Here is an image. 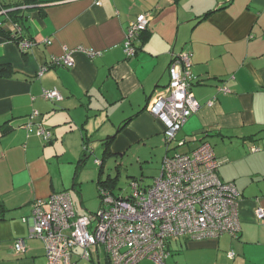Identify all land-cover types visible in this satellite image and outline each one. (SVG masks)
<instances>
[{"label": "crops", "instance_id": "obj_1", "mask_svg": "<svg viewBox=\"0 0 264 264\" xmlns=\"http://www.w3.org/2000/svg\"><path fill=\"white\" fill-rule=\"evenodd\" d=\"M13 3H22L21 31L34 44L23 52L0 36V64L15 71L0 76V264H46L44 244L29 236L31 222L23 218L29 219L36 199L68 191L70 184L77 190L75 213L85 209L78 173L90 149L102 148L103 161L106 155L139 154L158 140L166 145L164 125L148 107L169 82L173 55L183 50L192 53L191 90L199 108L176 138L184 141L183 152L205 141L216 157L226 158L218 174L239 192L241 228L235 238L170 240L164 264H264V219L255 217L264 207V0H0V21L8 29L13 23L7 12L15 7L1 5ZM140 13L149 14L148 28L136 54L126 57L125 31ZM64 47L100 54L89 58L74 50L72 67L39 74ZM53 87L59 101L41 97L42 89ZM34 109L35 121L51 132L47 141L35 134V124L22 127ZM65 163L66 178L57 171ZM106 175L97 173L96 191ZM20 238L25 249L16 253ZM93 249L92 261L107 264L102 249Z\"/></svg>", "mask_w": 264, "mask_h": 264}, {"label": "built area", "instance_id": "obj_2", "mask_svg": "<svg viewBox=\"0 0 264 264\" xmlns=\"http://www.w3.org/2000/svg\"><path fill=\"white\" fill-rule=\"evenodd\" d=\"M149 20V14L140 13L129 22L123 40L126 57L136 54L138 36ZM33 44L24 39L19 47L28 50ZM74 50L89 58L100 54L90 48L64 47V53L52 56L40 67L39 74L59 64L72 66ZM191 57L189 50L173 55L168 66L169 82L148 107L149 113L164 125L166 145L172 141L184 144L176 136L187 118L199 108L191 90L194 78ZM222 90L227 89L222 87ZM41 96L55 101L62 98L55 87L42 89ZM212 103L213 100L208 101L209 105ZM38 114L34 109L22 127L29 129L35 124V134L47 141L51 132L35 121ZM95 161L100 165V160ZM225 161L226 158L216 157L212 146L204 141L189 152L166 153L152 184L143 186L132 179L126 197L101 190L100 207L94 213L76 214L69 192L60 191L36 199L29 219L23 220L31 222L29 236L43 242L46 264H78L73 260L76 248L82 249L79 258L90 264H96L91 257L93 248L102 249L109 264H136L143 259L164 264L169 254L166 239L217 238L223 234L237 237L241 228L239 192L233 182L223 181L218 174V167ZM255 217L264 219V207L256 208ZM13 249L16 253L24 251V240L17 239ZM227 255L232 258L234 253L228 251Z\"/></svg>", "mask_w": 264, "mask_h": 264}, {"label": "rangeland", "instance_id": "obj_3", "mask_svg": "<svg viewBox=\"0 0 264 264\" xmlns=\"http://www.w3.org/2000/svg\"><path fill=\"white\" fill-rule=\"evenodd\" d=\"M98 145V144H97ZM177 145V146H176ZM90 146V145H89ZM169 146L172 148L167 153L174 154L175 152H183L185 151L184 147L178 145L177 142L172 141L169 143ZM166 145H164L161 140L153 143L150 148H145L144 152H140L136 154L137 151H131L127 155L123 156L120 159L117 156H105L103 159V171L104 174H110L111 176H118L117 179V187H115V193L127 196L130 193V180L135 179L140 182L141 185L146 186L152 184L153 180L159 174V169L161 165V161L163 156L165 155ZM102 148H96V151L93 152L91 149L89 151V155L85 158L84 162H81L79 166L83 165L78 173V177L83 179V183L80 184L83 186V192L86 195L85 201V209L78 207L76 209L77 213L96 211L100 205V199L97 196V191L94 185V179L97 176L98 170V162L95 160H100L102 157ZM67 163L63 166H60L58 169V173L61 172L63 177L66 178L67 175ZM118 168V169H117ZM98 171V172H97ZM73 173L71 174V176ZM73 205L77 202V190L71 188V184L69 185V189H67ZM89 214V213H88ZM82 252L81 248H76L74 251L73 258L78 261V264H90L88 261L84 259H80L79 256ZM93 255L95 256V251L92 249ZM101 252V259L104 261L105 253L103 250Z\"/></svg>", "mask_w": 264, "mask_h": 264}, {"label": "trees", "instance_id": "obj_4", "mask_svg": "<svg viewBox=\"0 0 264 264\" xmlns=\"http://www.w3.org/2000/svg\"><path fill=\"white\" fill-rule=\"evenodd\" d=\"M23 2V1H22ZM22 3H13V4H4V5H1V8H10V7H15L14 10H11V11H8V17L10 18V21L13 23L11 25H13V28L12 29H8L7 27H5V25L3 24L2 21H0V36L4 37L5 39L7 40H13L15 41L18 45H19V42L21 40H24L26 38L23 37V34H22V31H21V28L23 26V19L25 18L22 14H18V7L19 5H21ZM148 28V26H147ZM147 28L145 30H143L138 38L147 30ZM30 40V39H29ZM32 41V40H31ZM137 44H136V50H137ZM23 52L24 51H27V50H22ZM137 52V51H136ZM173 60V59H172ZM171 63V61H170ZM59 65H63V64H59ZM57 66V65H56ZM63 66H66V67H72V66H67V65H63ZM169 66V65H168ZM15 71H13L12 67L7 64V63H4V64H0V76H9V75H12ZM42 97V96H41ZM43 98V97H42ZM48 100V99H47ZM51 101H55V100H51ZM59 101V100H57ZM191 116V115H190ZM189 116V117H190ZM188 117V118H189ZM187 118V119H188ZM130 118H127L126 120L123 121V125H125L128 120ZM106 144V149H108V144L107 142L105 143ZM86 146V145H84ZM83 146L84 149H86L85 147ZM171 148H169L167 150V152L170 150ZM99 173L102 174L103 173V161H101L100 165H99ZM117 179H118V176L115 175V176H110V175H106L104 179L102 178H99L96 182V187H97V196L99 199H101L102 197V194H101V190H104V189H108L113 195L115 196H118V197H124L122 195H119V194H116L115 193V187H117ZM136 179V178H135ZM131 182V180H130ZM227 182V181H226ZM229 182V181H228ZM232 182V181H230ZM126 197V196H125ZM100 207V205H99ZM94 213V212H93ZM2 217V215L0 214V218ZM179 238V237H177ZM173 239H176V238H169V239H166L165 240V246H166V251L169 253L168 251V248H167V245L168 243L170 242V240H173ZM169 255V254H168ZM168 257V256H167ZM166 257V258H167ZM109 264V261L108 263Z\"/></svg>", "mask_w": 264, "mask_h": 264}]
</instances>
